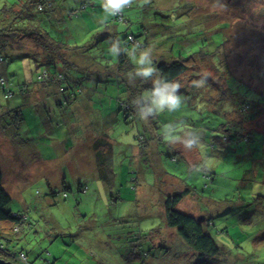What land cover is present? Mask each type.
Segmentation results:
<instances>
[{
	"label": "rangeland",
	"instance_id": "1",
	"mask_svg": "<svg viewBox=\"0 0 264 264\" xmlns=\"http://www.w3.org/2000/svg\"><path fill=\"white\" fill-rule=\"evenodd\" d=\"M95 1V7L89 5L76 14L59 10L62 19L54 22V35L68 37L71 45L90 42L93 34L99 28L103 29L104 23H100V27L95 25L97 17L111 24V18L105 17L101 7L102 0ZM221 2L226 9L219 7L217 0H150L142 7L137 4L125 9L129 22H116L117 31L126 28L129 32L143 27L148 36L144 51L147 57L167 58L170 46L175 53L184 56L194 51L203 54L171 85H160L153 76H150L151 81L163 89H170L176 83L180 85L176 90H180L191 81L199 80L200 77L194 74L202 71L210 87L205 84L201 88H192L189 93L184 90L175 93L180 102L173 110L167 105L161 109L153 104L156 109L148 113L154 117L139 112L136 120H126L119 111L116 116L120 121L116 120L107 131L94 122V117H101L109 110L102 108V103L112 104L106 82L93 93L92 104L84 102V107L80 106L81 120L84 124L90 122L91 128H79L73 109L65 104L62 108L54 104L52 120L39 122V115L47 109L44 107L50 106L51 111V104L69 93L71 84L67 82L68 91L57 90V93L54 85L44 81L49 79L47 68L49 70L51 66L42 63L46 53L30 37L14 43L17 49L42 54L43 58L32 61L14 55L5 68L0 64L2 76L13 79L10 85H5L11 97L5 98L0 92L4 118L0 121V163L6 189L12 194L7 208L13 212L23 211L26 218L20 234L8 244L12 260L18 264H43L38 256L40 253L50 264H189L194 259L193 249L174 227L167 225L163 204L169 192L181 190L185 185L189 186V195L177 208L199 215L201 220L202 215L215 213L210 215L215 224L209 230L217 242L224 245L226 256L222 254V257H226V261L222 264H264V213L244 214L259 208L262 198L254 196L264 194L261 173L264 171V110L259 109L253 117H245L238 110L245 88L258 95L264 93V0ZM97 42L100 47L110 50L111 39L99 38ZM96 53L98 47L95 46L80 48L77 52L72 49L54 51L50 52V62L65 63L66 67L60 71L73 67L88 72L89 76L101 72L98 76L102 77L105 72L103 69L98 71L100 66L92 58ZM131 78H126L129 87L137 93L136 79ZM17 83H28L24 98ZM90 83L89 80L86 84ZM88 93L92 94L91 91ZM26 97L28 104L21 107L26 119L18 124L6 111ZM247 98L249 111H252L253 101L260 98ZM86 105H91V114ZM124 105L126 109L130 108L128 103ZM112 107H115L114 103ZM157 117L163 121L167 119V126L164 123V128L161 124L154 127L152 122ZM183 125L191 128L183 129L178 136L177 129ZM12 129L16 133L15 139L11 136ZM151 129L152 133L155 129L165 139L153 136ZM241 130L254 131V141L250 144L238 142L235 132ZM103 133L111 141L112 153L105 164L111 173H115L113 177L106 172V180L91 175L95 171L91 166L95 164L90 156L92 145L97 139H107ZM183 133V138H179ZM227 134L230 136L225 141L223 138ZM139 135L143 136V142L138 140L143 146L135 144ZM176 138L180 140L171 141ZM188 139L195 141L191 147L186 146ZM128 144L132 145V168L128 163ZM5 152L10 154L9 157ZM180 152L188 165L177 158ZM119 162L129 170L128 183L124 177H119L120 171L124 170ZM203 166L216 177L212 184L208 177L202 176ZM63 170L65 179L72 185L73 181L82 182L88 178L89 185L81 193V199L76 185L67 192L66 198L57 201H51L45 195V181L61 187ZM20 173L24 177H20ZM226 197L232 202L247 197L249 205L232 206L226 211V206L222 205L227 202ZM20 248L27 252L25 262L15 256ZM236 258L240 260L236 262Z\"/></svg>",
	"mask_w": 264,
	"mask_h": 264
},
{
	"label": "trees",
	"instance_id": "2",
	"mask_svg": "<svg viewBox=\"0 0 264 264\" xmlns=\"http://www.w3.org/2000/svg\"><path fill=\"white\" fill-rule=\"evenodd\" d=\"M89 1V2H88ZM101 2V1H100ZM102 3V2H101ZM96 6L95 0H0V64H4V68L6 65L11 61L12 57L15 55V57H21V58H29L32 61L38 59L41 57L43 58V55H38L36 52H27L23 51L21 49H17L14 46L15 42H19L24 37H30L34 40L36 46L38 48H41L46 55L44 56V60L42 59V63L51 65L49 66V70L47 68V75L49 76V79L45 76V83L49 82L48 84H52L55 86V90L58 93L63 92L64 90L68 89V83L71 84V91L63 95L61 99L56 98L55 103H52L51 106L52 109L48 107L45 111H43L42 115L40 116V121H51L52 117H50L54 110V104L58 105L60 108H62L63 104H65V107L72 108L73 109V116L75 121L77 122V125L79 124V128L87 129L91 128V124L85 123L83 119L81 120V108L80 106H83L87 104H92V96L93 93H97V89L99 87H102L104 83L106 82L110 89L108 90L112 95L109 94V99L111 100V103L115 105V107L107 106V102L102 103V108L108 107L109 110L105 111L103 116L101 117H94V122L98 125L100 128H106V131L109 129V127L117 120L120 121L118 117L116 116L119 111H121V114L123 113L124 119L133 120L139 117V115H136L139 112H147L148 109H152L151 112L153 113L156 108H154L153 101L155 100L156 92L159 90H163L160 85H171L173 81L176 79H179L182 77L187 70L190 67H193V65L198 61L197 57L200 55H203L201 51H194L192 53H189L188 55H183L181 53L177 54L175 53L171 47H168L167 58H159L155 59L154 57H147L145 64H139L138 59L141 55V53H144L145 47L147 44V37H146V30L143 29H136L127 31L125 28L121 32H125L123 35H118V33H121L117 31L118 23H127L129 22L127 16V13L124 11L122 15H118L116 17H111V24H106L105 20H102L101 18L97 17L96 19L93 17V14H90L92 18L97 22H95V25L97 27H100V23H104L103 29L101 30L99 28V31L95 32L93 34L92 39H90V42L87 44L83 43L81 45H71L68 43V37H59L54 35L56 32L55 28H53L54 22L59 19H62L61 16H59V10L66 11L67 14H76L80 12L81 9H84L87 6ZM67 7V8H66ZM95 11V10H94ZM52 27V28H51ZM111 39V42L109 43L110 47L115 46L117 49V53L113 56L110 53V50L107 47H100V43L97 42V39ZM94 39V40H93ZM89 41V40H88ZM93 41V42H92ZM162 43H165L164 40H162ZM98 47V53H96L95 61L100 66L99 70H102V72H105V74L102 77H99L98 75L101 72H96L95 75L89 76L88 72L83 70H78L76 68H67L64 71H60L63 68L66 67L65 63H52L50 62V52H64L66 50H73V51H79L80 48H87V47ZM87 54V53H86ZM106 54V55H105ZM88 55V54H87ZM90 56V55H89ZM14 57V58H15ZM34 58V59H33ZM99 60V61H98ZM148 67L151 68L152 71L147 75H143V70ZM113 68V69H112ZM51 70V72H49ZM112 72V73H111ZM111 74V75H109ZM47 76V77H48ZM131 76L133 77L132 80L136 79V86H137V93L129 87V83L127 81V77ZM153 76V79L156 78L157 83L150 80V78ZM195 77H201L205 76V74L201 72H196L194 74ZM216 78V76H215ZM217 78L221 79L217 75ZM84 79L86 81H84ZM90 80V84H86ZM99 80L100 83H99ZM131 80V81H132ZM11 81L13 79L5 78L2 76L0 72V92L3 94L5 98L11 97V94H9V90L5 89V85H10ZM213 81V80H212ZM28 83H24L20 85L17 83V88L19 91L22 92L23 98L27 96V89L25 88ZM208 87H210V82H206ZM44 85V83H43ZM62 85V89L60 88ZM192 88H195L193 85V82L191 81L189 84H187V87L180 90H175V93H178L182 90H184L186 93L190 92ZM107 90V88H106ZM68 91V90H67ZM91 91L92 94H89L88 92ZM129 91V92H128ZM223 92V91H222ZM136 94V95H135ZM223 94V93H222ZM236 94V92H234ZM257 94L254 90H250L248 87L245 88L244 93L240 97V99H243L240 101L239 105V113L241 112L242 115H245V117H253L255 115L256 111L264 110V93ZM9 96V97H8ZM254 96L257 99L260 98L258 101H253L255 104H253L254 109L252 111H249V103L247 97ZM123 99H122V98ZM210 97V95L208 96ZM108 98V97H107ZM133 98V99H132ZM26 100L20 101V104L12 109H8L6 111V114L9 116V113L12 115L11 117L14 118L15 121L19 123L25 122V116L23 112L21 111V107L24 105H27V97ZM192 99L190 102L192 103ZM262 99V100H261ZM139 101V104H138ZM86 102L85 104H83ZM129 104L130 108L126 109L124 104ZM149 105L152 107L150 108ZM262 105V106H260ZM1 107V105H0ZM148 107V108H147ZM86 110L90 111V114L92 112L91 105L88 107L86 105ZM163 109V108H162ZM36 111H39L35 108ZM102 110V109H101ZM105 110V109H104ZM209 110V108H208ZM97 112V111H96ZM50 113V114H48ZM3 112L0 109V121L4 118L2 117ZM149 115V113H148ZM150 116V115H149ZM49 117V118H48ZM154 115L152 114V116ZM160 118V117H159ZM157 117L156 120L152 122L154 127H157V124H161L162 128H164V123L167 122V119L165 121L159 119ZM243 118V117H241ZM94 122H92V126L94 125ZM68 123L74 126V124L71 122V120H68ZM167 126V123L165 124ZM242 127H245L244 125ZM18 128V127H17ZM190 126L183 125V127H179L177 129L178 136L179 132L183 129H189ZM199 128H194V130H198ZM248 129V128H247ZM12 137L15 139L16 133L15 130L12 129ZM171 130V129H168ZM152 133V129H151ZM166 136V132H164ZM253 132L250 130H241L235 132V136L237 137V140L239 139L242 141L241 143H244L243 141L247 142L248 144L252 143L253 140ZM106 138L105 133H103ZM153 136H160L165 139V137L159 135L156 130L153 131ZM177 134V133H176ZM185 133H183L179 138H183ZM3 135V133H2ZM188 135V134H186ZM230 135L224 136V140L226 141L229 138ZM189 137V135H188ZM143 136H138V138H135L137 145L143 146V143H140L138 141L139 139H142ZM174 139L171 141H178L180 139ZM243 139V140H242ZM190 140V139H188ZM170 141V142H171ZM110 140L107 138L97 139L93 142L92 147V153L90 154L92 160L95 162V164H92V168L95 169L96 167H99L100 164H105L104 160H109L112 156V153L110 152L109 144ZM143 142V141H142ZM129 149V165L132 168L133 161L130 157V154H132V145H127ZM245 153L246 148L243 147ZM259 149H257L258 151ZM6 155L9 157V153L5 152ZM177 153V152H176ZM264 156V154H263ZM180 157L182 159H180ZM177 158L181 160L182 162L186 163L188 165V161L186 157L183 156V152H180L177 155ZM264 160V159H263ZM122 165L121 162L118 163V165ZM76 168L77 164H74ZM119 167V166H118ZM122 168L124 166L122 165ZM110 170L107 165L104 168L103 172H96L92 171L91 175L97 176L104 180H106V172L108 173ZM143 171V170H142ZM78 173H82L80 171H77ZM111 173V172H110ZM129 170H121L119 173V177H124V181L128 183L127 178L130 176ZM264 176V171L261 172ZM100 174V175H99ZM113 177H115L114 171L111 173ZM212 175V176H211ZM246 175V174H245ZM82 177H86V174L81 175ZM118 176V175H117ZM202 176H206L210 179V182L212 184V181L214 178L213 173L210 172L208 168L203 166L202 169ZM247 176V175H246ZM20 177H24L23 173H20ZM66 174L65 171L61 173V180L60 184L61 187L58 188V184L50 183L49 181H45L47 183V189L45 195L48 196V198L52 201H57L58 198H66L67 192L70 191L75 185H76V191L80 193V199L82 197L81 193L88 188L89 182H87L88 178L86 180H83L82 182H76L73 181L74 185H72L69 181L65 179ZM174 177V176H172ZM176 179V177H174ZM90 181V179H89ZM217 181V180H216ZM178 182L183 185L182 181L179 179ZM214 182V181H213ZM264 183V182H263ZM7 184L4 182V176H3V167L0 163V259H5L8 261H12L15 264H18L14 260L11 259L13 256L12 251L8 249V244L12 242L13 239H16L15 236L20 234L21 229H23V225H25V216L23 211H16L13 212L11 209L7 208L8 203L11 201V195L8 192V188L6 189ZM207 185V184H206ZM206 185L204 187H206ZM184 188L177 189L178 191L169 192L164 200V208H165V219L167 225L170 227H174L177 231V233L181 236V238L188 243L192 249L194 254V259L189 264H222L226 261V257H222V254L226 256V253H223V244H219L215 238V236L211 233L209 230V227L214 225V220L212 221V215H215V213H209L207 216L202 215L203 220H201V216L195 215L192 212L185 211L183 209L177 208L178 204L183 200V198L186 195H189V186L183 185ZM252 194H250L251 196ZM229 197V196H228ZM228 197L225 198V201H227L225 204H222L226 206L224 210L228 211L232 209V206H246L249 205V201H246L247 197H241L239 200L232 202V200L228 199ZM254 197H260L262 200L259 202V208H255L254 210H247L244 214L247 213H254L257 211L264 213V205H261V203L264 204V194L258 193ZM77 199V198H76ZM78 203V201H77ZM230 203V204H229ZM234 204V205H231ZM207 207V206H206ZM231 208V209H230ZM205 210L204 208H202ZM220 211H218L219 214ZM225 213V212H224ZM210 231V232H209ZM221 232V231H220ZM17 259L22 260L25 262L27 259V252L25 249L20 248L18 253L15 255ZM39 259L41 262H48L50 264L49 259H43L39 253ZM240 258H236V262H238Z\"/></svg>",
	"mask_w": 264,
	"mask_h": 264
},
{
	"label": "clouds",
	"instance_id": "3",
	"mask_svg": "<svg viewBox=\"0 0 264 264\" xmlns=\"http://www.w3.org/2000/svg\"><path fill=\"white\" fill-rule=\"evenodd\" d=\"M150 3V0H102L101 7L103 12L105 13L106 18L116 17L118 15H122L127 8H131L133 5L139 4V6H143ZM219 7L222 9H226V5L221 2V0H217ZM110 53L114 56L117 53V49L115 46L110 47ZM147 59V52L141 53L138 63L145 64ZM152 71L151 68L146 67L143 70V75L147 76ZM207 77L202 76L201 79L194 81V87L201 88L206 84ZM180 85L174 83L170 89H163L156 92L155 100L153 103L157 108H163L165 105L168 106L170 110L176 109L179 106L180 97L175 95V90L179 88ZM148 112H151V109H148ZM143 118V117H142ZM194 140L186 141V146L191 147L194 143Z\"/></svg>",
	"mask_w": 264,
	"mask_h": 264
},
{
	"label": "crops",
	"instance_id": "4",
	"mask_svg": "<svg viewBox=\"0 0 264 264\" xmlns=\"http://www.w3.org/2000/svg\"><path fill=\"white\" fill-rule=\"evenodd\" d=\"M105 161H106V160H104V162H105ZM74 166H75V165H74ZM105 167H106V164H103V165L100 164L99 167H96V168H95V171H96V172H97V171H98V172H103ZM93 171H94V170H93ZM99 175H100V174H99ZM109 189H110V188H109Z\"/></svg>",
	"mask_w": 264,
	"mask_h": 264
},
{
	"label": "water",
	"instance_id": "5",
	"mask_svg": "<svg viewBox=\"0 0 264 264\" xmlns=\"http://www.w3.org/2000/svg\"><path fill=\"white\" fill-rule=\"evenodd\" d=\"M0 264H15V263H13L12 261L5 260V259H0Z\"/></svg>",
	"mask_w": 264,
	"mask_h": 264
}]
</instances>
